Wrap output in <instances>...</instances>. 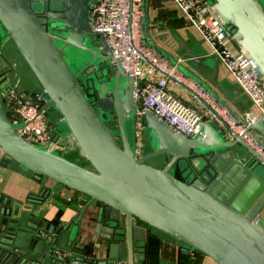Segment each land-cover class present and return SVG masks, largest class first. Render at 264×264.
<instances>
[{"label": "water", "instance_id": "95a60500", "mask_svg": "<svg viewBox=\"0 0 264 264\" xmlns=\"http://www.w3.org/2000/svg\"><path fill=\"white\" fill-rule=\"evenodd\" d=\"M94 1L0 0L3 34L44 91L45 108L60 116L51 148L20 135L24 125L13 123L5 105L7 88L18 85H8L11 65L0 51V166L13 164L89 197L83 212L57 227L32 212L27 225L42 229L38 246L14 228L17 215L1 194L0 264H145L151 229L217 264H264V227L256 223L264 208V157L197 94L214 119L193 138L141 109L135 79L93 29ZM208 2L264 75V0ZM178 68L246 124L193 72ZM247 127L264 148V118ZM160 157L167 161L149 163ZM49 194L44 189L30 201L40 208ZM90 205L97 208L87 219L93 234L81 243Z\"/></svg>", "mask_w": 264, "mask_h": 264}, {"label": "built area", "instance_id": "2783aa9c", "mask_svg": "<svg viewBox=\"0 0 264 264\" xmlns=\"http://www.w3.org/2000/svg\"><path fill=\"white\" fill-rule=\"evenodd\" d=\"M172 1L208 45L209 55L216 57L225 66L234 82L251 101L252 109L242 116L246 124L235 121L203 87L191 83L190 89L195 97L197 94L206 100L220 114L232 132L243 137L264 157L262 142L256 141L254 132L247 131V124L264 118V75L254 60L237 45L208 0ZM143 7L144 0H95L93 29L106 36L113 54L121 59L125 70L135 79V97L141 109L153 111L174 130L193 138L201 133L206 122L214 119V115L209 112L211 118L204 116L173 91V81L186 84L188 79L179 74L177 67L161 57L147 42L142 29L145 15ZM235 46L237 51L234 50ZM9 84L12 83L8 81ZM7 89L5 105L11 113L12 121L24 125L19 130L20 135L31 143L51 148L56 124L45 108L44 91L32 92L18 86ZM227 135L232 137L228 130ZM256 223L264 227L261 219H257ZM55 255L64 257L65 253L57 251Z\"/></svg>", "mask_w": 264, "mask_h": 264}, {"label": "crops", "instance_id": "0c3cea01", "mask_svg": "<svg viewBox=\"0 0 264 264\" xmlns=\"http://www.w3.org/2000/svg\"><path fill=\"white\" fill-rule=\"evenodd\" d=\"M144 9L143 32L147 42L161 57L174 64L179 74L188 79L186 84L177 81L171 83L176 94L182 96L204 116L211 118L210 111L195 97L194 92L190 89L189 84L195 82L180 71L178 66H181L186 71L193 72L241 117L252 109V103L247 95L234 82L225 66L216 57L209 55L208 45L203 41L198 31L189 24L172 0H147ZM234 50L237 51L238 48L235 46ZM207 117L206 119L209 121L210 119ZM2 154L3 151L0 148V159ZM44 189L50 191V194L39 208L38 204L32 203L30 200L40 195ZM1 194L8 198L11 208L17 215L11 217L12 222L15 225L21 222L24 230L29 234L30 243L33 240H38V246H42L43 243L35 233L42 232V229L35 231L27 225L32 212L47 225L57 227L60 223H71L80 212L84 211L89 202L87 195L68 187H62L53 180L38 181L30 173L17 169L13 164L0 166ZM96 212L97 208L91 205L87 208L81 231L82 235L80 234L77 238L79 242L87 243L90 241L94 224L87 219L92 216L96 217ZM261 218L264 224V208L261 211ZM90 246L92 248V245ZM145 264L217 263L202 253L185 251L174 239L151 229L147 238Z\"/></svg>", "mask_w": 264, "mask_h": 264}, {"label": "rangeland", "instance_id": "374dc122", "mask_svg": "<svg viewBox=\"0 0 264 264\" xmlns=\"http://www.w3.org/2000/svg\"><path fill=\"white\" fill-rule=\"evenodd\" d=\"M11 50H13V54L11 52ZM9 57L13 60H16L18 62L19 65V70L20 72L18 73V75L16 77H14L15 79H13V81L18 82V87L19 88H23V89H31L30 91L32 92H41L43 91L40 86L38 85V83L33 79L32 74L26 70V65L21 61V57H19L18 53L16 52L15 48L13 45H10L7 48V52ZM53 123L56 124V128H59V125H57V123H59L60 119L59 117H53L52 118ZM152 164L155 165H162L166 162V158H160V159H153L150 161ZM29 223V221H28ZM23 224H21V222H19L17 225H15V229L21 233L22 235L25 233L24 228L22 226Z\"/></svg>", "mask_w": 264, "mask_h": 264}, {"label": "flooded vegetation", "instance_id": "af4514ba", "mask_svg": "<svg viewBox=\"0 0 264 264\" xmlns=\"http://www.w3.org/2000/svg\"><path fill=\"white\" fill-rule=\"evenodd\" d=\"M10 45H13V42L11 40L8 39V36H6L5 34H3L1 28H0V51L1 53L5 56V58L7 59V61L9 62V64L11 65V69L10 71H8L7 73V76H8V81L10 83H12L13 85H18V82L16 81H13V79H15L14 77H16L18 75V73L20 72L19 70V65H18V62L16 60H12L8 53L7 52V48L10 46ZM15 48V46H14ZM16 50V48H15ZM12 54H13V50H11ZM17 52V50H16ZM18 53V52H17ZM19 55V54H18ZM20 57V55H19ZM22 61V59H21ZM23 62V61H22ZM24 63V62H23ZM25 64V63H24ZM26 65V64H25ZM26 70H28L27 68V65H26ZM38 92V91H36ZM48 115L49 117L52 119L53 117H57L58 114L53 110V109H48ZM60 118V116H58ZM146 150H151L152 147L150 146V142L148 141V145H146L145 147ZM160 158H166V157H160ZM160 158H156V159H160ZM151 161V160H150ZM149 161V163H151ZM167 161V159H166ZM152 164V163H151ZM48 181V180H47Z\"/></svg>", "mask_w": 264, "mask_h": 264}, {"label": "trees", "instance_id": "16d2710c", "mask_svg": "<svg viewBox=\"0 0 264 264\" xmlns=\"http://www.w3.org/2000/svg\"><path fill=\"white\" fill-rule=\"evenodd\" d=\"M142 29H143V27H142ZM197 253V252H196ZM199 253V252H198Z\"/></svg>", "mask_w": 264, "mask_h": 264}]
</instances>
